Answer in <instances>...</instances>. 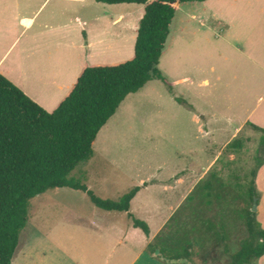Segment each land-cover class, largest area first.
<instances>
[{
  "label": "rangeland",
  "instance_id": "374dc122",
  "mask_svg": "<svg viewBox=\"0 0 264 264\" xmlns=\"http://www.w3.org/2000/svg\"><path fill=\"white\" fill-rule=\"evenodd\" d=\"M36 2L38 10L36 13L27 11L28 24L25 29L22 27V32L27 33L29 40L23 47L26 45L28 50L33 51L32 57L39 54L41 59L46 56L49 59H59L70 52V44L71 64L75 60V64L71 66V83L85 61L116 62L132 56L136 28L143 13L141 4H108L95 0ZM233 2L234 0H206L174 4L177 7L170 26L171 33L157 65L167 81L151 78L143 87L129 93L121 101L117 111L97 132L93 154L71 170V178L88 187L92 186L89 189L96 195L100 192V174L110 171L105 160L106 152H109V157L127 162L147 160L155 156L152 146L158 143L153 138L152 131L164 127L168 119L179 120L177 111L191 109V103L202 107L204 95L211 96L216 109H225L226 103L221 105L220 100H229L236 93L234 89L247 71L233 46V40L238 41L239 34L244 32L246 6L244 0H237L235 4ZM192 13L209 19L210 24L214 25L216 22L212 18L219 15L229 26H217L222 33L211 43L207 37L209 34L214 38L211 31L201 30L197 20L189 18ZM182 24H187V27L182 28ZM214 28L217 32V28ZM85 33L95 41L86 60L83 59L84 50L78 46L85 38ZM232 34H235L233 39L230 37ZM100 37L103 38L97 43ZM79 59L83 60L80 66ZM191 78L193 80L189 81ZM240 87L242 88V83ZM259 93L260 90H253L252 99ZM198 97L201 101H197ZM262 134L264 133L253 128L250 130L245 125L238 134L243 142L242 148L235 151L231 160L226 156L231 149L221 155L222 166L217 171L219 188L209 190L202 187L210 179L208 174L211 170L192 193V198L183 205L182 211L186 209V204L188 206L187 225L196 240L192 247L196 256L189 258L191 254L188 250L191 264H228L229 253L236 251L247 235L244 214L248 209L252 211L249 180L251 171L257 168L258 159L264 157ZM108 146L110 149L106 151ZM217 165L218 163L214 170H217ZM255 183L258 203L260 195L264 194V166ZM69 189L50 188L29 200L27 222L19 232L16 257L19 256V250L21 251L29 231L35 232L38 225L40 227L37 230L44 225L47 229L52 224L62 226L71 218V195L65 191ZM209 195L210 204H206ZM193 207L195 211L191 212ZM255 218L263 226L264 213L261 215V212H256ZM194 223L197 227L192 226ZM256 262L258 264V259Z\"/></svg>",
  "mask_w": 264,
  "mask_h": 264
},
{
  "label": "crops",
  "instance_id": "0c3cea01",
  "mask_svg": "<svg viewBox=\"0 0 264 264\" xmlns=\"http://www.w3.org/2000/svg\"><path fill=\"white\" fill-rule=\"evenodd\" d=\"M244 2V32L239 34L238 41L233 40V46L247 71L235 87L236 93L229 100H220L221 105L226 103L225 109H216L211 96L204 95L202 107L191 103V109L177 111L179 120L168 119L164 127L152 131L158 143L152 146L155 156L147 160L127 162L109 157V152H106L105 160L110 171L100 174V192L96 195L118 200L137 186L128 211L103 210L91 202L85 191L65 190L71 195V218L62 226L52 224L47 229L44 225L37 230L38 225L37 232L29 231L18 257L15 250L11 264H179L163 261L161 256L157 258L147 252L146 247L150 242L167 250H171V247L189 250V258L196 256L192 251L196 240L187 225L188 206L186 204V209L182 211L183 205L192 198V193L211 170L208 174L210 179L202 187L209 190L219 188L217 171L222 166L221 155L231 149L226 154L227 159L235 156L238 149L227 146L234 139L240 140L243 146L238 134L245 125L250 130H257L255 126L264 129V0ZM36 3V0H0V73L50 111L75 81L83 64L89 61L79 59V66L83 64L71 83V66L75 60L71 64L70 44V52L59 59H49L47 56L41 59L39 54L32 57L33 51L28 50L26 45L23 47L29 40L22 27L25 29L28 24L27 11L36 13L38 10ZM215 16L217 18H212L215 25L199 14L189 16L197 20L201 30L211 31L214 38L206 33L211 43L222 33L217 26H229L219 15ZM181 26L186 28L187 24ZM85 35L78 46L84 50L83 59L86 60L95 41L87 33ZM234 35L230 37L233 39ZM22 49V54L18 55ZM253 90H260L254 100ZM197 101H201V98L198 97ZM109 149L108 146L106 151ZM217 163V170H214ZM263 166L264 157L254 181ZM208 197L206 204H210L211 196ZM194 211L193 207L191 212ZM258 211L261 215L264 213V194L260 195L255 213ZM128 213L147 224L148 235L133 225ZM192 226L197 227L196 223ZM260 226L264 229V223L263 226L260 223ZM189 258L175 259L191 264ZM258 264H264V253L258 257Z\"/></svg>",
  "mask_w": 264,
  "mask_h": 264
},
{
  "label": "trees",
  "instance_id": "16d2710c",
  "mask_svg": "<svg viewBox=\"0 0 264 264\" xmlns=\"http://www.w3.org/2000/svg\"><path fill=\"white\" fill-rule=\"evenodd\" d=\"M95 1L143 6L131 57L116 62H85L63 98L50 111L0 73V264H11L19 232L27 222L29 200L50 188L82 190L103 210L128 211L137 186L118 200L103 199L69 174L80 161L91 157L97 132L129 93L139 90L151 78L167 81L157 65L175 12L174 3L203 0ZM255 128L264 133V129ZM261 143L264 145V134ZM241 147L237 139L227 146ZM262 163L263 158L258 159L257 168L251 171L248 190L251 203L253 196H257L254 178ZM128 215L135 227L149 234L144 221ZM244 217L247 235L239 248L229 253L228 264H257L264 253V229L255 212L248 209ZM156 248L162 252L163 261L188 257V250H167L155 242H150L146 251L152 254Z\"/></svg>",
  "mask_w": 264,
  "mask_h": 264
},
{
  "label": "water",
  "instance_id": "95a60500",
  "mask_svg": "<svg viewBox=\"0 0 264 264\" xmlns=\"http://www.w3.org/2000/svg\"><path fill=\"white\" fill-rule=\"evenodd\" d=\"M256 206H257V197L256 196H253L252 198V211H256ZM153 255L154 256H163L162 255V252L160 251L159 248H156L154 251H153ZM172 262H180L179 259H172Z\"/></svg>",
  "mask_w": 264,
  "mask_h": 264
}]
</instances>
